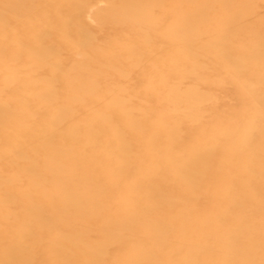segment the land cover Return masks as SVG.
<instances>
[{
    "label": "rangeland",
    "instance_id": "rangeland-1",
    "mask_svg": "<svg viewBox=\"0 0 264 264\" xmlns=\"http://www.w3.org/2000/svg\"><path fill=\"white\" fill-rule=\"evenodd\" d=\"M131 1L142 20L128 0H0V264H126L103 241L143 225L147 264H264V0ZM206 121L249 136L243 195L229 173L199 190L215 153L186 136ZM81 203L119 226L74 225Z\"/></svg>",
    "mask_w": 264,
    "mask_h": 264
},
{
    "label": "bare ground",
    "instance_id": "bare-ground-1",
    "mask_svg": "<svg viewBox=\"0 0 264 264\" xmlns=\"http://www.w3.org/2000/svg\"><path fill=\"white\" fill-rule=\"evenodd\" d=\"M129 4L123 7L124 11H130V15L136 20V21H140L144 18L143 14L141 13H135L132 12V10H130L132 7L130 6V4L132 3L131 0H128ZM170 8V4L167 3L163 9V14L165 15L167 13V10ZM181 19L179 20V25L181 24ZM158 26V25H157ZM159 26H161V23H159ZM161 28L156 27V32H159ZM163 33V32H162ZM165 33V30H164ZM213 123V122H212ZM212 123H208L207 121L202 123L199 128L197 130H192V132L190 130H188V135L186 136V140L191 142L192 144H199L201 145L202 143H205L206 145H210L211 148L214 150L215 156L211 159L210 157H206V158H202L200 160H198L196 162V164L193 166V169L195 171H198L200 169H208L209 173L207 175V177L200 179L199 183L197 184L199 190H206V191H210V192H214L217 193L218 195H223L224 193V189H225V182H227L226 178L228 173L233 175L234 177L232 178L231 182H230V189L233 191L232 195H243L245 192V187L247 186V179H241L242 176V171L240 170V167H242L244 164V158H246V156H248V142L249 141V136L247 134L244 135V133H227V132H222L220 130H216L214 125ZM139 137H141L140 135H138ZM251 139V137H250ZM5 141H7L5 138L3 139ZM99 142V141H98ZM96 142V143H98ZM247 142V144H246ZM99 147H101V142L99 143ZM135 147V146H134ZM136 149V147H135ZM134 149V150H135ZM137 150V149H136ZM91 151V150H90ZM94 152H97L96 150H94ZM222 159H224L225 161L222 162ZM159 161L162 162V159L160 158ZM172 162L174 160H171ZM179 162H184L186 161H180L179 159L177 160ZM152 162V161H150ZM159 162V163H161ZM157 163V162H156ZM236 165V166H235ZM40 168H43L40 166ZM192 169V170H193ZM144 170V169H143ZM170 177H174L171 175V173L165 172L159 175H155L153 177V179L155 180H165V182L167 183V181H171L172 178ZM256 187L254 185L253 190H255ZM8 189V188H7ZM11 190L14 188H10ZM9 189V190H10ZM8 190V191H9ZM230 190V191H231ZM75 190L72 189V195H67L65 198H73L76 195H74ZM178 191V190H177ZM181 193H184V190L182 189L180 191ZM114 195H104L102 196L104 198V200L108 202V198L111 199L113 198ZM61 198H63L61 196ZM35 201L40 200L41 198L39 196H37V198H34ZM140 200V199H139ZM141 202V201H140ZM238 204V203H237ZM54 205V204H53ZM56 205V204H55ZM88 204L86 205L87 210L85 211H89L90 209L88 208ZM31 207V206H30ZM43 207L46 208L49 213L50 212H56L58 213L61 209H58V207L56 206H52V205H46L43 204ZM70 207V206H69ZM68 207V208H69ZM83 205L82 203L79 205H74L72 207V209L74 210V213H77V217L75 218V221L73 224L74 225H79L80 223H84L86 225H88L90 228L92 229H97V228H102L106 227L104 225H109V224H115L119 226V222L118 220H110L111 218L107 217V219L102 218L101 216L99 217V215L101 213H98L97 211H92L91 213L86 214V216L84 214H81L80 209H82ZM143 208V207H140ZM0 210L2 212H4L5 210H2L0 208ZM63 210H67L63 209ZM120 210H114L111 209L110 211L108 210L107 215H109L111 213L110 216H117L118 215H126L127 211L126 210H121L122 213H119ZM144 210L143 212H139L137 214V216L140 215H144ZM60 214V213H59ZM94 214L96 216H94ZM140 214V215H139ZM197 214H200V212H197ZM196 214V215H197ZM144 217V216H143ZM145 218V217H144ZM96 220H98L96 222ZM213 220V219H211ZM225 222V220H224ZM39 228L41 229H47L46 231H42L39 235L41 237L42 240H50L53 242L54 240V236L56 235L54 230V225L49 222V223H44L43 220H41L38 224ZM134 228L135 231H137L136 233L140 234L139 237H137L136 241L134 242H128L125 243L123 241H119V240H105L103 241V246L108 245L109 243H114L116 244V250L118 251L116 255H121L122 257H124L126 259V264L129 263H135V261H141L145 264L148 263L147 258H145V256L141 255V252H136V248L139 249H147V251H149L151 248L148 245V237L150 235V232L148 230H146L143 227L141 228L138 226H134L132 227ZM72 231L73 233L71 235H73V241H75V239L77 240L78 236H82L79 231L77 229L69 228L68 231ZM57 236V235H56ZM59 237V236H58ZM95 239H97V241L99 240V242H101V238L99 237H95ZM27 245L30 244V242L32 240L27 239ZM34 243V242H33ZM26 245V244H25ZM29 247H33L30 246ZM147 254V253H146ZM179 257V255L174 256V259L177 260V258ZM103 259L109 260L106 253H104L103 251H101L99 253V257L96 258L93 255H89V257L86 259V261L90 264H106L105 262L103 263Z\"/></svg>",
    "mask_w": 264,
    "mask_h": 264
}]
</instances>
